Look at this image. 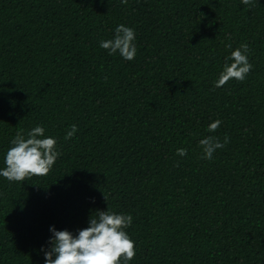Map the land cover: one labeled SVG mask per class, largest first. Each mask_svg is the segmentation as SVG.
<instances>
[{
  "label": "trees",
  "instance_id": "obj_1",
  "mask_svg": "<svg viewBox=\"0 0 264 264\" xmlns=\"http://www.w3.org/2000/svg\"><path fill=\"white\" fill-rule=\"evenodd\" d=\"M119 24L132 61L99 47ZM242 44L251 71L216 87ZM37 125L59 156L0 177V264H44L50 226L99 210L132 216L130 264H264V0H0V167Z\"/></svg>",
  "mask_w": 264,
  "mask_h": 264
},
{
  "label": "clouds",
  "instance_id": "obj_2",
  "mask_svg": "<svg viewBox=\"0 0 264 264\" xmlns=\"http://www.w3.org/2000/svg\"><path fill=\"white\" fill-rule=\"evenodd\" d=\"M250 0H242L247 5ZM135 29L119 24L110 39L101 40L99 47L107 50L109 55L119 54L125 61H132L137 55ZM231 48V45H228ZM230 61V63L228 62ZM252 64L248 59V45L242 44L231 51L226 58L216 87H222L230 79L243 81L251 71ZM222 121L216 119L208 125V132H215ZM77 132L73 125L66 132L65 139H71ZM11 147L4 155V167H0V177L8 181L23 182L31 176L47 175L55 164L59 152L56 150V139L45 135V128L37 125L26 133L17 132L10 141ZM213 136H206L199 141L203 157L213 159V154L225 146ZM177 155L184 157L187 149H177ZM132 223V216L125 213L99 210L95 217H90L88 226L73 233L67 229L57 230L50 226L51 233L40 251L44 264H130L135 256V242L125 229Z\"/></svg>",
  "mask_w": 264,
  "mask_h": 264
}]
</instances>
